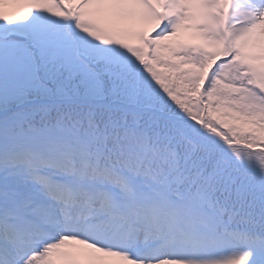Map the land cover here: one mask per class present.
Here are the masks:
<instances>
[{"label":"snow or ice","instance_id":"obj_1","mask_svg":"<svg viewBox=\"0 0 264 264\" xmlns=\"http://www.w3.org/2000/svg\"><path fill=\"white\" fill-rule=\"evenodd\" d=\"M0 264H264V0H0Z\"/></svg>","mask_w":264,"mask_h":264},{"label":"rangeland","instance_id":"obj_2","mask_svg":"<svg viewBox=\"0 0 264 264\" xmlns=\"http://www.w3.org/2000/svg\"><path fill=\"white\" fill-rule=\"evenodd\" d=\"M211 37V36H210ZM216 39H219V37H216Z\"/></svg>","mask_w":264,"mask_h":264}]
</instances>
